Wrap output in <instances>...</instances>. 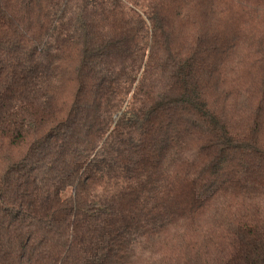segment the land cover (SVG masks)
I'll return each instance as SVG.
<instances>
[{"label":"trees","instance_id":"1","mask_svg":"<svg viewBox=\"0 0 264 264\" xmlns=\"http://www.w3.org/2000/svg\"><path fill=\"white\" fill-rule=\"evenodd\" d=\"M264 0H0V264H264Z\"/></svg>","mask_w":264,"mask_h":264},{"label":"rangeland","instance_id":"2","mask_svg":"<svg viewBox=\"0 0 264 264\" xmlns=\"http://www.w3.org/2000/svg\"><path fill=\"white\" fill-rule=\"evenodd\" d=\"M255 18H258V20L262 22V20H264V13L263 14L256 13Z\"/></svg>","mask_w":264,"mask_h":264}]
</instances>
